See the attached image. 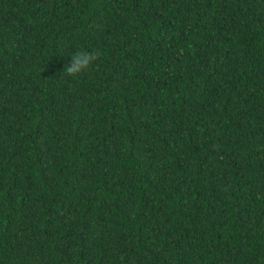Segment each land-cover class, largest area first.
<instances>
[{
  "label": "trees",
  "instance_id": "16d2710c",
  "mask_svg": "<svg viewBox=\"0 0 264 264\" xmlns=\"http://www.w3.org/2000/svg\"><path fill=\"white\" fill-rule=\"evenodd\" d=\"M0 264H264V0H0Z\"/></svg>",
  "mask_w": 264,
  "mask_h": 264
},
{
  "label": "clouds",
  "instance_id": "9594fccd",
  "mask_svg": "<svg viewBox=\"0 0 264 264\" xmlns=\"http://www.w3.org/2000/svg\"><path fill=\"white\" fill-rule=\"evenodd\" d=\"M94 53L86 49H76L71 52V60L64 67V73L70 77H76L79 73L88 69L93 63Z\"/></svg>",
  "mask_w": 264,
  "mask_h": 264
}]
</instances>
